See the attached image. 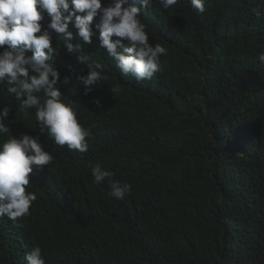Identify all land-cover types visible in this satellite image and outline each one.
<instances>
[{"label":"trees","instance_id":"obj_1","mask_svg":"<svg viewBox=\"0 0 264 264\" xmlns=\"http://www.w3.org/2000/svg\"><path fill=\"white\" fill-rule=\"evenodd\" d=\"M205 8L179 0L164 10L154 0L139 12L150 43L168 49L162 71L142 81L122 75L100 47L99 16L90 44L69 23L81 44L69 53L44 13L57 87L92 135L85 153L41 143L55 160L29 174L31 215L0 217V264H26L36 245L46 264H264V0H206ZM93 61L103 79L85 95L78 76ZM7 87L0 109H10V132L0 141L46 136ZM96 163L131 193L117 199L107 180L96 185Z\"/></svg>","mask_w":264,"mask_h":264},{"label":"clouds","instance_id":"obj_2","mask_svg":"<svg viewBox=\"0 0 264 264\" xmlns=\"http://www.w3.org/2000/svg\"><path fill=\"white\" fill-rule=\"evenodd\" d=\"M153 2L112 0L102 6V0H0V84L7 83V92L19 101L18 108L25 116L29 109L34 110L39 132L46 135L23 134L19 138L8 136L0 141V217L7 216L15 223L31 215L30 208L37 196L26 191V186L30 185L29 174L33 172V166L40 168L55 160L41 143L48 142L53 153L67 148L85 153L92 135L78 119L74 104L63 99L57 87L60 73L52 63L56 49L49 32L42 31L40 23L44 13L50 17L47 27L60 35L69 53L81 51V44L72 42L74 33L69 30V23L78 30L75 36L90 44L94 35L91 25L99 16L96 28L99 29L100 47L106 49L122 75L142 81L161 72V57L168 55L165 46L150 43L149 33L138 15L142 9L150 10ZM155 2L168 10L179 0ZM190 3L197 12L205 13L206 0H190ZM113 36L120 39L113 40ZM77 59L83 64L88 58L78 55ZM259 60L264 63V52L260 53ZM87 67V75L78 76L85 95L103 79L102 64L93 61ZM111 90L115 94L119 91L115 87ZM92 102L101 107L100 98H94ZM9 111V107L0 109V135L10 132L4 123ZM91 174L96 185L108 181L114 198L124 199L132 191L130 183L109 179L115 173L99 163L92 166ZM24 260L26 264H46L39 245L26 252Z\"/></svg>","mask_w":264,"mask_h":264}]
</instances>
